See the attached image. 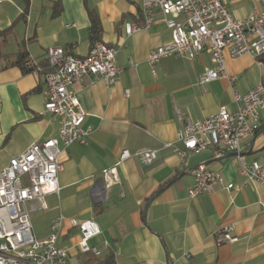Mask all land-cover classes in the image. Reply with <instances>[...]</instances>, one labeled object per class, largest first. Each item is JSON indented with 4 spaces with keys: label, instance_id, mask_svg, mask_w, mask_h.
Returning a JSON list of instances; mask_svg holds the SVG:
<instances>
[{
    "label": "crops",
    "instance_id": "obj_1",
    "mask_svg": "<svg viewBox=\"0 0 264 264\" xmlns=\"http://www.w3.org/2000/svg\"><path fill=\"white\" fill-rule=\"evenodd\" d=\"M142 1L0 0V170L31 144L58 136V119L45 111L44 74L25 70L23 62L30 56L45 68L50 47L74 45L78 55L87 56L92 44L88 10H94L101 21L100 39L118 50L124 71L111 87L92 79L74 87L86 113L84 128L92 133L86 145L76 143L63 155L60 194L47 196L43 207L27 205L36 238L46 240L62 215L93 220L102 231L90 242L102 254H83L77 246L79 230L66 222L58 245L70 250L67 264H264V186L240 174L235 156L217 159L209 149L188 154L182 163L163 149L177 142L183 127L178 113L195 123L221 108L234 111V89L241 94L255 89L264 82V68L250 56H226L228 74L236 82L202 84L201 76L212 68L204 53L195 60L165 59L153 74L149 54L171 40V31L158 16L149 30L126 36L124 23L142 24ZM223 1L236 19L254 9L251 0ZM262 121L264 126V114ZM244 145L247 161L257 159L264 134ZM144 150L159 151L151 165L135 158L120 162L124 151ZM202 163L242 190L219 186L190 198L193 169ZM112 170L118 181L109 183L104 172ZM227 225L235 226V242L219 240Z\"/></svg>",
    "mask_w": 264,
    "mask_h": 264
},
{
    "label": "built area",
    "instance_id": "obj_2",
    "mask_svg": "<svg viewBox=\"0 0 264 264\" xmlns=\"http://www.w3.org/2000/svg\"><path fill=\"white\" fill-rule=\"evenodd\" d=\"M251 1L253 12L244 19H236L223 0H143L142 24L126 22L124 31L130 37L149 30L161 16L171 31V40L150 52L148 64L153 74L165 59L195 60L208 53L212 68L201 76L200 82L207 84L226 79L234 84L237 78L228 74L226 56L231 60L250 56L264 68V0ZM117 53L116 48L96 40L87 56L78 55L74 45L50 47L45 68L30 56L23 62L25 70L44 74L48 90L45 111L58 119L59 130L57 137L31 144L0 170V264H67L70 250L58 245L66 222L81 234L77 245L81 253L102 254L90 245L91 240L102 234L95 221L61 215L52 223L49 237L39 241L33 232L27 205L37 202L43 207L47 196L60 194L63 155L76 143L86 145L92 133L90 128H84L86 113L74 87L84 85L87 79L102 80L107 87L116 84L124 71L117 63ZM125 93L128 97L129 92ZM234 102V111L221 108L216 115L195 123L186 122L178 113L183 127L178 132L177 142L166 143L163 149L171 150L182 163L188 154L209 149L217 159L235 154L240 174L264 186V145L258 151L260 156L251 162L245 157L244 145L264 134V82L247 94L234 89ZM253 148L254 144L251 150ZM158 154V150L135 154L124 151L120 162L135 158L141 165L148 166ZM193 175L190 198L211 194L219 186L227 191L242 190L234 184H225L222 175L204 163L193 169ZM104 178L109 183L118 181L115 170L104 172ZM234 231V225L224 226L219 232L220 242H235Z\"/></svg>",
    "mask_w": 264,
    "mask_h": 264
},
{
    "label": "trees",
    "instance_id": "obj_3",
    "mask_svg": "<svg viewBox=\"0 0 264 264\" xmlns=\"http://www.w3.org/2000/svg\"><path fill=\"white\" fill-rule=\"evenodd\" d=\"M28 2H29V0H27V3ZM88 14H89L90 22H91L90 33H91L92 42H94L96 40L101 41L100 36L102 33V27H101L100 18L98 16L97 12L94 10H88ZM4 33H7V32H4ZM166 186H163L153 197L157 196L161 191H163V189Z\"/></svg>",
    "mask_w": 264,
    "mask_h": 264
},
{
    "label": "water",
    "instance_id": "obj_4",
    "mask_svg": "<svg viewBox=\"0 0 264 264\" xmlns=\"http://www.w3.org/2000/svg\"><path fill=\"white\" fill-rule=\"evenodd\" d=\"M228 156H235V154H228Z\"/></svg>",
    "mask_w": 264,
    "mask_h": 264
}]
</instances>
